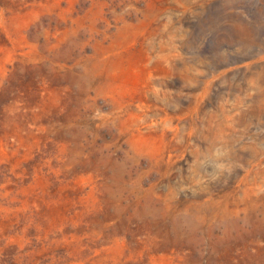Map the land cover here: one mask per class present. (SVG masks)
I'll use <instances>...</instances> for the list:
<instances>
[{"label": "rangeland", "instance_id": "obj_1", "mask_svg": "<svg viewBox=\"0 0 264 264\" xmlns=\"http://www.w3.org/2000/svg\"><path fill=\"white\" fill-rule=\"evenodd\" d=\"M0 264H264V0H0Z\"/></svg>", "mask_w": 264, "mask_h": 264}]
</instances>
